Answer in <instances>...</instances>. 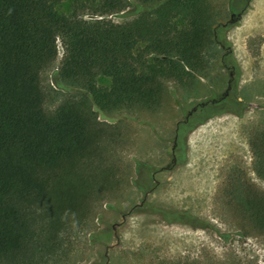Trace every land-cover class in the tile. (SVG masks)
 I'll list each match as a JSON object with an SVG mask.
<instances>
[{
	"label": "trees",
	"instance_id": "16d2710c",
	"mask_svg": "<svg viewBox=\"0 0 264 264\" xmlns=\"http://www.w3.org/2000/svg\"><path fill=\"white\" fill-rule=\"evenodd\" d=\"M68 1L70 12H59ZM133 1L139 15L118 25L105 17L124 11L127 0H0V264H42L82 214L94 188L85 162L107 141L97 114L157 111L165 84L191 92L218 50L230 63L226 90L177 123V160L200 116H243L237 63L230 42L219 40L210 0ZM86 6L89 19L80 14ZM57 41L53 85L82 94L50 113L43 76L56 64ZM99 77L109 86L98 85ZM248 144L253 172L264 180V126ZM242 180L229 185L227 205L264 238V193Z\"/></svg>",
	"mask_w": 264,
	"mask_h": 264
},
{
	"label": "rangeland",
	"instance_id": "374dc122",
	"mask_svg": "<svg viewBox=\"0 0 264 264\" xmlns=\"http://www.w3.org/2000/svg\"><path fill=\"white\" fill-rule=\"evenodd\" d=\"M210 3L219 40L230 42L237 63L243 116L203 114V122L185 134L184 156L177 160V123L197 106L219 100L226 90L230 63L218 50L212 53L207 77L191 92L166 83L157 111H118L106 118L97 114L107 141L85 162L92 194L81 204L78 220L63 231L59 249L42 264H264V238L227 205L226 197L238 177L245 187L264 193L248 144L250 134L264 126V0ZM71 5L68 1L57 9L69 13ZM140 11L127 0L124 11L105 18L122 25ZM91 13L87 6L80 12L84 19ZM57 42L56 64L43 76L44 107L50 113L82 94L53 85L62 56ZM97 83L109 86L110 81L99 77ZM190 177L201 189L197 195L184 189Z\"/></svg>",
	"mask_w": 264,
	"mask_h": 264
},
{
	"label": "bare ground",
	"instance_id": "6f19581e",
	"mask_svg": "<svg viewBox=\"0 0 264 264\" xmlns=\"http://www.w3.org/2000/svg\"><path fill=\"white\" fill-rule=\"evenodd\" d=\"M194 150V149H193ZM189 166V165H188ZM195 172V171H194ZM189 176V175H188ZM195 181H193V179H188L186 182H184V189L186 191H188L190 194H192V192L194 193V195H197L201 192V189L198 188V185H195ZM200 187V186H199ZM200 189V190H199ZM170 200V199H169Z\"/></svg>",
	"mask_w": 264,
	"mask_h": 264
},
{
	"label": "flooded vegetation",
	"instance_id": "af4514ba",
	"mask_svg": "<svg viewBox=\"0 0 264 264\" xmlns=\"http://www.w3.org/2000/svg\"><path fill=\"white\" fill-rule=\"evenodd\" d=\"M179 136H180L179 138H182V136H183V133H181Z\"/></svg>",
	"mask_w": 264,
	"mask_h": 264
}]
</instances>
